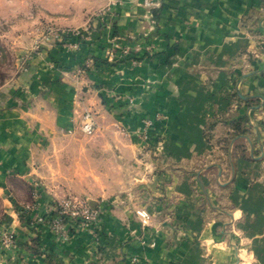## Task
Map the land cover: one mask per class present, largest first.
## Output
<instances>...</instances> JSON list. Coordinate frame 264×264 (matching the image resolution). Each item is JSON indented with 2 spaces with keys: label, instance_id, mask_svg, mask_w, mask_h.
<instances>
[{
  "label": "crops",
  "instance_id": "crops-1",
  "mask_svg": "<svg viewBox=\"0 0 264 264\" xmlns=\"http://www.w3.org/2000/svg\"><path fill=\"white\" fill-rule=\"evenodd\" d=\"M143 1L27 0L67 27L100 8L106 21L78 49L20 50L0 86V193L17 238L0 264H264V0ZM113 42L140 48L110 62ZM242 117L245 155L234 141L226 152L220 120ZM69 196L93 202L94 232L60 240L22 214Z\"/></svg>",
  "mask_w": 264,
  "mask_h": 264
},
{
  "label": "built area",
  "instance_id": "built-area-1",
  "mask_svg": "<svg viewBox=\"0 0 264 264\" xmlns=\"http://www.w3.org/2000/svg\"><path fill=\"white\" fill-rule=\"evenodd\" d=\"M143 4L146 7H151L153 3L150 0H144ZM104 13L99 12L92 17L91 22H96L99 19L101 22H105ZM97 23V22H96ZM97 27V26H96ZM102 26L98 27L100 30ZM90 29V26L88 27ZM85 29L79 30H57L56 32H45L40 43H37L35 48L39 47L42 42H49L50 44H57L71 48L78 49L80 44L76 41H70L67 36L81 35L83 37ZM139 44H121L119 42H113L105 50V57L108 61L113 62L122 58L123 56L137 52L139 50ZM145 51L149 52L150 47H145ZM80 130L85 134H91L96 127L95 114L91 110H83L79 116ZM152 125L150 119L143 120V129L140 132L141 137L146 140L148 128ZM22 214L26 215V220L30 225L47 226L52 234L57 239L66 240L71 237L73 230L90 229L93 232L97 228V216L98 213L95 209H92L84 199L69 196L60 199L52 204H48L42 210L38 209V205L35 201L22 208ZM135 215L139 219L142 226H146L150 220V213L144 209H136ZM16 234L13 230L3 225L0 227V248L9 250L16 245ZM132 261H136L132 258ZM141 264H150L146 260H142Z\"/></svg>",
  "mask_w": 264,
  "mask_h": 264
},
{
  "label": "rangeland",
  "instance_id": "rangeland-1",
  "mask_svg": "<svg viewBox=\"0 0 264 264\" xmlns=\"http://www.w3.org/2000/svg\"><path fill=\"white\" fill-rule=\"evenodd\" d=\"M103 10L104 8H100L92 12L79 28L67 27L51 18L40 17L35 5L27 3V0H0V86L14 77L21 68L23 59L20 50L31 51L29 46L35 49L45 32L79 29L88 32L92 17ZM94 25L97 26L98 23L93 22L92 27ZM46 43L50 44L42 42L41 45H47ZM3 199L0 193V227L5 224L7 215Z\"/></svg>",
  "mask_w": 264,
  "mask_h": 264
},
{
  "label": "trees",
  "instance_id": "trees-1",
  "mask_svg": "<svg viewBox=\"0 0 264 264\" xmlns=\"http://www.w3.org/2000/svg\"><path fill=\"white\" fill-rule=\"evenodd\" d=\"M98 23L97 28L100 26H103L105 24V22H101L99 19H97L96 21ZM68 40L70 41H76L79 42L80 46L84 45L85 41L83 39V37L81 35H76V36H67L66 37ZM58 45H60V43H57ZM122 58L127 59V58H134V53H129L125 56H123ZM102 62L107 63L106 60H102ZM246 103L248 104H252V101L250 100H245ZM217 120H211L209 122V125L211 126L212 123H216ZM219 121V120H218ZM245 121L246 118H238V119H234V120H230V121H221L222 123H226L229 124L232 128V131L230 133H228L227 135L223 136L220 138V141L223 143V147L226 150V152L228 151V147L231 141H234L232 144V150H238L241 155H245V148L243 147V141L245 139H247L248 137V133L249 130L245 127ZM236 138V139H234ZM236 142V143H235ZM21 214V212H19ZM30 225V224H29ZM35 251V249H34Z\"/></svg>",
  "mask_w": 264,
  "mask_h": 264
},
{
  "label": "water",
  "instance_id": "water-1",
  "mask_svg": "<svg viewBox=\"0 0 264 264\" xmlns=\"http://www.w3.org/2000/svg\"><path fill=\"white\" fill-rule=\"evenodd\" d=\"M88 204H89V206H90L91 208H94V206H93V202H92L91 200L88 201Z\"/></svg>",
  "mask_w": 264,
  "mask_h": 264
}]
</instances>
